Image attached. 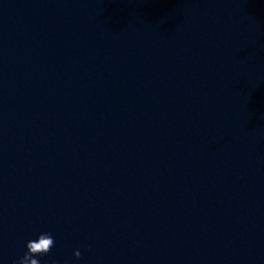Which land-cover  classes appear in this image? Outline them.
I'll list each match as a JSON object with an SVG mask.
<instances>
[{
    "label": "water",
    "instance_id": "obj_1",
    "mask_svg": "<svg viewBox=\"0 0 264 264\" xmlns=\"http://www.w3.org/2000/svg\"><path fill=\"white\" fill-rule=\"evenodd\" d=\"M42 233L264 264V0H0V264Z\"/></svg>",
    "mask_w": 264,
    "mask_h": 264
},
{
    "label": "clouds",
    "instance_id": "obj_2",
    "mask_svg": "<svg viewBox=\"0 0 264 264\" xmlns=\"http://www.w3.org/2000/svg\"><path fill=\"white\" fill-rule=\"evenodd\" d=\"M54 246V239L50 233H42L38 239L29 241L26 245L27 251L17 264H40V261L34 257L46 255ZM73 255L79 259L81 253L76 250Z\"/></svg>",
    "mask_w": 264,
    "mask_h": 264
}]
</instances>
